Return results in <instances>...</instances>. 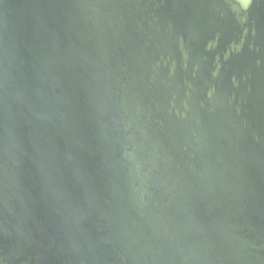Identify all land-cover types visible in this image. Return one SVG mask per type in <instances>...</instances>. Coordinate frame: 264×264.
I'll use <instances>...</instances> for the list:
<instances>
[{
  "label": "water",
  "instance_id": "1",
  "mask_svg": "<svg viewBox=\"0 0 264 264\" xmlns=\"http://www.w3.org/2000/svg\"><path fill=\"white\" fill-rule=\"evenodd\" d=\"M0 264H264V0H0Z\"/></svg>",
  "mask_w": 264,
  "mask_h": 264
}]
</instances>
